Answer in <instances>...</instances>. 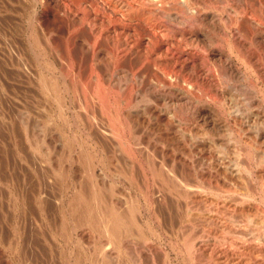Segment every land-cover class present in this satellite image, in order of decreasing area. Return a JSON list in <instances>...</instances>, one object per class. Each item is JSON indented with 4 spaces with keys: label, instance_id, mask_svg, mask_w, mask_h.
<instances>
[{
    "label": "bare ground",
    "instance_id": "6f19581e",
    "mask_svg": "<svg viewBox=\"0 0 264 264\" xmlns=\"http://www.w3.org/2000/svg\"><path fill=\"white\" fill-rule=\"evenodd\" d=\"M51 1L61 12L66 10L61 0ZM185 14L190 23H185L187 16L178 18L173 27L162 24L164 33L212 31L218 39L207 36L205 45L193 46L196 37L191 43L179 35L180 40L171 42L174 45L165 42L176 43L179 51H172L178 63L169 61L175 55L172 47H164L163 56L152 49L158 74L148 82L123 69L114 73L104 69L108 74L101 73L100 78L90 76L91 84L86 83L84 90L79 86L71 90L65 77L62 89L54 80L43 82L53 95L59 92L69 99L66 109L73 113V155H69L73 182L63 216L73 221L63 237L74 244L85 238L89 254L85 251V256L77 244L65 257L69 264H264V27L252 19L247 26L235 22L210 26L201 22L203 14L196 10ZM159 15L172 17L168 12ZM35 30L31 34L39 43ZM43 35L47 44L49 36ZM216 40L228 51L216 53L212 49ZM96 55L93 61H99ZM60 162L54 166L65 171ZM193 200L199 204L194 206Z\"/></svg>",
    "mask_w": 264,
    "mask_h": 264
},
{
    "label": "rangeland",
    "instance_id": "374dc122",
    "mask_svg": "<svg viewBox=\"0 0 264 264\" xmlns=\"http://www.w3.org/2000/svg\"><path fill=\"white\" fill-rule=\"evenodd\" d=\"M99 1L61 0L60 4H64L68 8L65 6L66 10L61 12L51 0H0V264H66L67 259L65 257L68 256V252L74 250L77 244V248L85 256L89 254L85 238L74 244V242L65 240V234L63 237V232L68 231L69 234L71 228L69 230L68 228L72 226L73 221L69 218L63 219V216L67 215V196L71 192V181L73 182L71 167H69L73 155V151H71L73 145V138H71L73 137L71 136L73 133V113L70 107L69 110L66 109L69 104L68 98L60 96L59 92H57L58 95H53L51 89H45L46 86L44 87L43 82H47V78L50 81H56L57 88L62 89L63 80L61 79L65 77V84L68 87L71 86V90L74 89V86H79L82 90L83 88L86 89L85 86L86 83L88 85L90 76L94 77L96 74L100 78L101 73L104 74L105 72L104 69H107L109 73H111L110 71L117 72V70L119 72L123 69L133 74L136 72L135 74L142 75L143 78L147 79H143V81L148 82L157 72V69H153L156 55L151 53L152 49L163 56L165 49H167L166 46L180 40L179 35L182 40L191 43L196 37L198 41L194 40L193 46H198L199 43L201 46L205 45L207 36L212 37L214 35L218 39V36L212 31H206L202 35L195 34L196 36L193 35V32H185V35L178 31L173 32L175 35L169 31L164 33L167 31L162 30L161 25L166 24L173 27L178 18H187L186 10H196L197 13L203 14V17H200L201 22L210 26L213 24L223 26L234 22L247 26L252 19L264 27V0H182L183 3L181 0H152V2L155 1L159 4H152L151 0H101V3ZM138 1L140 2L138 3ZM230 7L233 8V11ZM127 9H129L128 13ZM153 9L156 13L158 9V13H154ZM67 10L68 14H66ZM240 10L242 13L239 12ZM71 12L76 13H74L75 17L71 15ZM160 12L171 13L172 17H163L159 15ZM228 12L234 13V16L231 13L229 15ZM211 13L214 14L213 17ZM189 18L191 17L188 16L185 23H190ZM94 20L97 24L94 22L95 25L92 26ZM92 27H95L96 30ZM122 29L125 32H122ZM34 30L40 36V38L38 37L39 43H36L35 36L31 34L33 32L34 35ZM37 30L38 32L41 30L40 33ZM225 31L226 36L230 38L229 32ZM43 32L49 36L47 38V42L50 43L49 46L48 43L44 42ZM242 35L244 36V34ZM117 37H120L121 41ZM165 42L169 44L164 45ZM56 43L59 45L58 48ZM172 45L168 46V49L172 47L171 51L178 52L179 48H175L176 43L175 46ZM214 45L212 49L215 50L216 48V53L221 50V52L228 51L223 48V44L219 40H216ZM43 46L46 48L44 49ZM79 46L80 48H78ZM214 50H210L209 53H215ZM174 51L172 53L175 55L169 61L178 63L177 60L179 59L176 58L177 53ZM54 54L57 56L59 54V56L53 57ZM94 54H98L96 56L98 59L100 58L99 61L91 59ZM51 59L53 64L46 62L52 61ZM94 62L100 63L95 64ZM48 67L51 69H48L50 72L46 71ZM42 68L44 69L42 70ZM64 71L66 72L64 73ZM52 72H56V75ZM105 73L108 74V72ZM54 77L56 78L54 79ZM49 95H53L55 98L52 96L51 98ZM57 100L62 105H58L59 101L57 102ZM57 110L62 114H59ZM67 114L68 118L67 116L65 118ZM48 120H50L49 123ZM78 121L82 123V119ZM62 124L64 125L62 126ZM46 126L47 128H45ZM59 126L62 132L58 130ZM64 137L67 139L64 140ZM81 137V141L84 142V134H81ZM43 138H45L44 140L47 139L49 143L44 142ZM39 139H41L40 142ZM58 140L61 142L58 143ZM41 141L44 143L42 144ZM67 146L70 147L67 149ZM54 147H59L60 150L58 148L55 150ZM62 147H65L63 148L65 151L61 149ZM41 148L43 149L41 150ZM47 149L48 151H46ZM53 153L55 156L58 155L56 156L57 159L54 158ZM195 157L201 159L198 154ZM60 158L63 160L62 163ZM52 159H56V161L54 160V162ZM204 159L206 162L213 160L211 158ZM56 162H60L64 167L62 169L67 172L63 170L58 172L60 165L54 166ZM83 169H81L82 176ZM64 176L67 178H63ZM82 176L81 178L84 179L81 181L84 183L86 178ZM66 179H68V183H66ZM193 201L191 202L194 206L199 204L197 201ZM76 233L80 235L81 231L78 230ZM73 244L74 247H72ZM82 248L84 249L82 250ZM67 263L69 264L68 260ZM85 264H90V262Z\"/></svg>",
    "mask_w": 264,
    "mask_h": 264
}]
</instances>
